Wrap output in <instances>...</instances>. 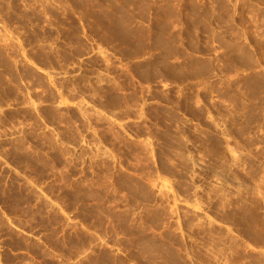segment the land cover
<instances>
[{
	"label": "rangeland",
	"instance_id": "1",
	"mask_svg": "<svg viewBox=\"0 0 264 264\" xmlns=\"http://www.w3.org/2000/svg\"><path fill=\"white\" fill-rule=\"evenodd\" d=\"M0 235L30 264H264V0H0Z\"/></svg>",
	"mask_w": 264,
	"mask_h": 264
},
{
	"label": "crops",
	"instance_id": "2",
	"mask_svg": "<svg viewBox=\"0 0 264 264\" xmlns=\"http://www.w3.org/2000/svg\"><path fill=\"white\" fill-rule=\"evenodd\" d=\"M20 232H22V237L24 239L27 240V238L29 237V233L28 231L30 230H26L24 228L18 229ZM37 239V238H36ZM6 238L2 237L0 235V264H8L5 261V256L6 255H14L16 257H18V261H16L15 264H30V260H29V250L28 249H20V250H13L12 248L8 247L5 243ZM31 263H35V261H31Z\"/></svg>",
	"mask_w": 264,
	"mask_h": 264
}]
</instances>
